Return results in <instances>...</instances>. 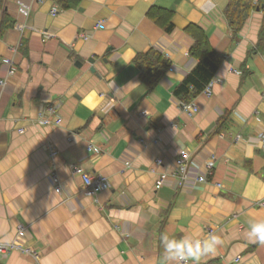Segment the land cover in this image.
Listing matches in <instances>:
<instances>
[{"label": "crops", "instance_id": "crops-1", "mask_svg": "<svg viewBox=\"0 0 264 264\" xmlns=\"http://www.w3.org/2000/svg\"><path fill=\"white\" fill-rule=\"evenodd\" d=\"M228 1L74 0L63 8L56 0H6L12 25L0 37V242L13 241L23 223L25 244L39 258L11 251L0 264H166L161 234L190 231L223 241L201 264H264V245L246 235L250 221L264 220V53H253L263 14L254 11L236 32L224 14ZM151 7L175 12L172 32L149 17ZM189 24L204 29L223 56L211 94L192 101L195 115L173 92L197 62ZM151 48L171 62L153 91L134 61ZM51 103L59 125L39 122ZM249 142L256 146L246 156ZM184 149L199 164L215 156L209 180L182 188L170 175L158 188ZM73 164L111 187L85 193ZM53 165L62 193L50 180Z\"/></svg>", "mask_w": 264, "mask_h": 264}, {"label": "trees", "instance_id": "trees-1", "mask_svg": "<svg viewBox=\"0 0 264 264\" xmlns=\"http://www.w3.org/2000/svg\"><path fill=\"white\" fill-rule=\"evenodd\" d=\"M63 8H69L70 1L75 4L79 0H56ZM263 14L258 40L253 53H264V0H229L224 14L233 30L239 32L250 15L256 11ZM0 37L11 27V18L6 10V0H0ZM175 12L171 9L151 7L149 17L165 31L172 32L175 28L172 19ZM185 32L193 38L189 55L197 62L184 80L174 89V95L184 103L192 102L204 92L206 86L213 80L223 61V56L211 45L204 29L196 24H189ZM135 64L141 70V80L153 91L166 72L171 67L170 60L158 50L151 48L135 57Z\"/></svg>", "mask_w": 264, "mask_h": 264}, {"label": "built area", "instance_id": "built-area-1", "mask_svg": "<svg viewBox=\"0 0 264 264\" xmlns=\"http://www.w3.org/2000/svg\"><path fill=\"white\" fill-rule=\"evenodd\" d=\"M258 0H254L256 3ZM57 8L53 10V14L57 12ZM22 29L21 25H18ZM4 66H7L8 74L13 73L12 61L11 59H4ZM6 78L2 75L0 71V85L4 86L6 84ZM212 81L206 86L204 92L208 95L211 94ZM181 108L187 111L191 115H195L198 112V107L190 102L184 103L181 102ZM39 122L43 125H59L61 123V117L58 113V105L56 103H51L46 110L41 113L39 117ZM158 141V140H156ZM48 150L51 158L57 155V149L52 144H48ZM96 153L100 152L99 148L91 147ZM157 164H162L163 159L158 158L156 160ZM126 164H131L130 161H126ZM215 165V156L212 154L208 156L204 164H199L197 161V156H193L188 150L184 149L181 151V154L175 160V165L170 173H161L158 179L157 187L160 188L172 175L175 177L174 186L176 187H187L192 186L197 182H206L209 180L212 175L213 168ZM74 174L79 175L83 181L85 193L89 195H96L97 193L107 190L111 187V183L103 175H93L86 172L81 166L73 164L71 166ZM50 180L55 187V190L59 193L63 192L62 184L59 180L56 167L53 165L50 173ZM218 186H221L218 183ZM260 205H264V202H260ZM27 226L23 223H20L17 226V235L16 238L8 243L0 242V256H7L11 251H19L28 255L33 256L34 258H39V252L33 249L32 247L25 244V239L27 236Z\"/></svg>", "mask_w": 264, "mask_h": 264}, {"label": "clouds", "instance_id": "clouds-1", "mask_svg": "<svg viewBox=\"0 0 264 264\" xmlns=\"http://www.w3.org/2000/svg\"><path fill=\"white\" fill-rule=\"evenodd\" d=\"M227 67L226 64L225 71ZM118 91L120 89H116V92ZM234 115L238 121L243 122L242 114L239 111ZM254 146L256 145L253 142L246 145V156L252 155ZM246 235L250 241L264 245V220L250 221ZM222 243L221 238L215 233H208L201 238L199 231H190L181 236L168 233H163L160 236L162 256L166 264H188L189 261L192 264H201L202 259L209 254H215Z\"/></svg>", "mask_w": 264, "mask_h": 264}, {"label": "water", "instance_id": "water-1", "mask_svg": "<svg viewBox=\"0 0 264 264\" xmlns=\"http://www.w3.org/2000/svg\"><path fill=\"white\" fill-rule=\"evenodd\" d=\"M257 10H259V8ZM92 61H94V60H92Z\"/></svg>", "mask_w": 264, "mask_h": 264}]
</instances>
